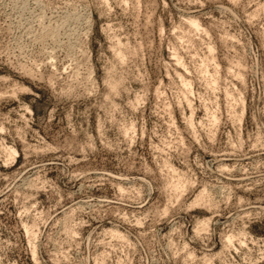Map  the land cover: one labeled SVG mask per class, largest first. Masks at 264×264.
<instances>
[{
    "label": "rangeland",
    "instance_id": "rangeland-1",
    "mask_svg": "<svg viewBox=\"0 0 264 264\" xmlns=\"http://www.w3.org/2000/svg\"><path fill=\"white\" fill-rule=\"evenodd\" d=\"M0 264H264V0H0Z\"/></svg>",
    "mask_w": 264,
    "mask_h": 264
},
{
    "label": "bare ground",
    "instance_id": "bare-ground-1",
    "mask_svg": "<svg viewBox=\"0 0 264 264\" xmlns=\"http://www.w3.org/2000/svg\"><path fill=\"white\" fill-rule=\"evenodd\" d=\"M191 22H192V21H191ZM191 22H190V23H191ZM190 23H189V24H190ZM190 25H191V26H193V28H195V29H197V30L199 29L198 23H196V22H195V23H194V22H192ZM12 154H14V155H15V152L13 151V153H12Z\"/></svg>",
    "mask_w": 264,
    "mask_h": 264
}]
</instances>
